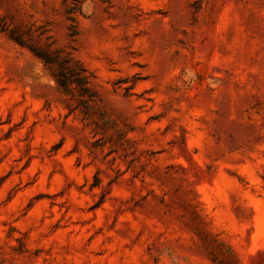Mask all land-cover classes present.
Here are the masks:
<instances>
[{
	"label": "rangeland",
	"instance_id": "1",
	"mask_svg": "<svg viewBox=\"0 0 264 264\" xmlns=\"http://www.w3.org/2000/svg\"><path fill=\"white\" fill-rule=\"evenodd\" d=\"M219 261L264 264V0H0V264Z\"/></svg>",
	"mask_w": 264,
	"mask_h": 264
},
{
	"label": "trees",
	"instance_id": "2",
	"mask_svg": "<svg viewBox=\"0 0 264 264\" xmlns=\"http://www.w3.org/2000/svg\"><path fill=\"white\" fill-rule=\"evenodd\" d=\"M5 32L11 40L20 46H27L29 50L44 63L51 73V76L56 80L65 94L72 95L73 87L76 85L82 90L83 94L93 98L89 89L86 87L88 81L87 70L79 62L73 61L70 57L63 56L62 52L59 50L29 47L22 33L16 29ZM219 264H223V262L219 261Z\"/></svg>",
	"mask_w": 264,
	"mask_h": 264
}]
</instances>
